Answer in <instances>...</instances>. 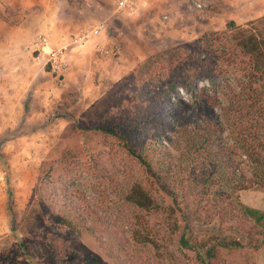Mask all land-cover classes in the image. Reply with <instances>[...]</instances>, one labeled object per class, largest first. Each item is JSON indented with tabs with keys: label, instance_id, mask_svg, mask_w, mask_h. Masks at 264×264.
<instances>
[{
	"label": "trees",
	"instance_id": "obj_1",
	"mask_svg": "<svg viewBox=\"0 0 264 264\" xmlns=\"http://www.w3.org/2000/svg\"><path fill=\"white\" fill-rule=\"evenodd\" d=\"M263 20L231 21L225 31L154 54L134 69L106 99L102 121L77 128L86 143L62 139L43 159L30 199L34 224L86 232L114 264H149L143 250L170 253L174 242L200 264H214L224 250L259 249L264 210L245 205L240 193L264 187V36L255 26ZM83 172L95 180L85 188L75 183ZM90 189L123 205L100 207L88 199ZM159 211L181 213V226L163 231L150 218ZM216 218L221 235H196L193 221ZM19 250L31 258L25 241Z\"/></svg>",
	"mask_w": 264,
	"mask_h": 264
},
{
	"label": "rangeland",
	"instance_id": "obj_2",
	"mask_svg": "<svg viewBox=\"0 0 264 264\" xmlns=\"http://www.w3.org/2000/svg\"><path fill=\"white\" fill-rule=\"evenodd\" d=\"M200 1L192 3L196 5V2ZM207 1L208 5L202 9L206 11L198 10L197 16L192 18L193 22L195 21V28H192V31L197 33V35L195 34V39L191 41L186 39L179 40L177 37L180 29L182 30L185 26L175 23V28L178 32L170 35V38L174 39V41H170L166 44L167 46L159 48L154 54L192 42L206 33L225 31L231 21L236 22L238 25H247L264 18V7L256 5L261 0L238 1L237 3L241 4L238 6H235L234 0ZM38 10L41 11V8L39 7ZM18 15H21L19 19L21 17L25 19L27 12L21 9ZM127 18L128 30L126 31V37L128 49H126V54L129 56L127 57L128 61L133 63L140 58V56L136 55L139 53L138 50L145 46V40L140 41L142 34L138 36L135 32V29L137 30L139 27L136 21L129 19V17ZM116 19L122 26L123 20L115 18L116 22ZM255 26L257 28L256 31L259 30L264 36V20L261 23H255ZM85 28L87 27L85 26L81 30ZM170 29V31L175 30L174 26ZM40 32L36 31L33 39L26 44L27 49L33 51V60L38 65L34 68L35 78L38 79L37 82L28 83L19 89L7 88L5 89L6 94L0 96V100H3L0 103V180H2L1 183H3V190L6 194L12 226L10 232L0 234V264H114L105 256L104 250L99 246L96 239L86 232L76 234L55 226L46 228L45 226L35 225L31 218L30 207H32V204L30 199L35 188L39 185L41 164L47 153L62 139H65V143L67 142L70 145H83L86 143V134L77 128H90L102 121L103 117L101 115L105 114V108L102 106L106 99L110 94L120 90L122 84L127 81L133 70L137 69L147 58L154 54L146 57L141 55L144 58L139 61L132 71L124 76L113 78L111 75L106 74V78L101 80L103 88L97 92L99 97L91 104H88L89 102H84L86 92L82 88V82L78 83L73 80L72 83L77 86V90H73L66 78L70 69L72 54L75 50H80L88 41L76 45H72V40L67 41V45H71L69 47V55L70 53L71 55H68L69 66L63 72L64 75L58 76L48 69L45 59L44 62L36 59L38 52H34L33 45L39 41L40 36L45 35ZM157 43L160 42L155 44L157 45ZM63 45L66 44L51 46L59 47ZM117 46L119 47V45ZM117 55L119 53L114 54V58L121 56V54ZM43 68L50 73L42 75ZM25 76V72H19V80H22ZM98 79H100L98 75L94 77L93 82L89 84L90 89L95 86V83L99 82ZM225 79H228V83L231 85H236L238 82L228 75ZM11 93L19 96L17 102L20 105L24 101L25 103L27 102V107L23 103L24 113H18L17 116L19 118L16 119H9V116L4 117V109L10 104L11 100H13L14 104L15 98H13L14 96ZM25 93L26 95L30 94L28 101L24 99ZM47 99L50 101L49 104ZM96 138L99 139V137ZM95 143L90 144L91 147H94ZM124 159L121 165L125 168L127 160ZM75 178V183L81 185L82 188H85L86 183L91 180L95 182L93 177L85 172L76 173ZM201 189H204V187L199 190ZM87 194L88 199L98 206L102 203L114 206L115 201L122 203V200L111 197V195H100L99 191L95 192L90 189ZM163 197L166 200V206H173L172 199L166 195H163ZM240 197L245 205L264 210V187L244 190L240 193ZM117 214L118 212L116 211L115 216ZM150 218L152 222L158 223L159 227L165 232H169L175 222L179 223V226L182 224V215L177 211L174 214H170L167 211H159ZM193 225L196 235L200 237L206 234L207 230L213 234L221 235L219 218L208 224L193 221ZM124 230L127 231L126 227ZM46 232L49 236L44 237L43 235ZM228 234L233 235L230 232L225 233V235ZM236 236L239 237V235ZM241 237L246 242L245 237ZM22 241H25L28 245L31 258L21 255L19 247ZM169 251L170 253L163 249L160 251L143 250L142 257L145 260H151L149 264H200L196 259L195 253L181 250L177 242L169 245ZM214 264H264V243L259 249L247 246L241 249H234L232 252L224 250L221 257Z\"/></svg>",
	"mask_w": 264,
	"mask_h": 264
},
{
	"label": "crops",
	"instance_id": "obj_3",
	"mask_svg": "<svg viewBox=\"0 0 264 264\" xmlns=\"http://www.w3.org/2000/svg\"><path fill=\"white\" fill-rule=\"evenodd\" d=\"M118 1L0 0V89H2L0 96L6 94L5 89L7 88L19 89L28 83L37 82L38 79L35 78L34 70L37 64L33 60V51L26 47V44L33 39L36 31H41L51 40L53 46H58L67 44V41H71L85 26H94L99 23L107 25L108 28L105 32L88 41L81 49L79 48L80 50H75L71 56L70 69L66 75L73 90H77V86L72 83L73 80L78 83L82 82V88L86 92L84 102L91 104L99 97L97 92L103 88L101 80L106 78V74L113 78L124 76L132 71L144 57L154 54L159 48H163L170 41H174L170 35L178 32L175 23L185 26L182 30L180 29L177 37L179 40L191 41L195 39L197 33L192 31V28H195V21L193 22L192 18L197 16L198 10L206 11L202 10L203 8H197L192 3L200 0H136L133 12H120L118 11ZM238 1L245 2V0H234L235 6L241 5L237 3ZM256 5L264 7V1L261 0ZM39 7L41 11H37ZM21 9L27 12L25 19L22 17L19 19L21 15H18V12ZM127 17L136 21L139 27L137 30L135 29V32L138 36L142 34L140 41L145 40V46H142L136 55L140 58L133 63L128 61L127 57L129 56L126 54V49H128ZM115 18L123 20V25L121 26L118 19L116 22ZM170 25L171 27L174 26V31H170ZM156 42L160 43L156 45ZM115 48L120 49L119 55L121 54V56L119 58H114L112 51ZM141 55L145 56L142 57ZM43 69L42 75L50 73L45 68ZM20 71L26 74L22 80H19ZM97 75L100 78L98 79L99 82L90 89L89 84ZM13 96L15 98L14 104L11 100L4 109V117L9 116V119L19 118L17 114L24 113L23 103L27 107V102L24 101L21 105L17 102L19 98L17 94ZM24 99L28 101L30 94L26 95L25 93ZM2 102L3 100H0V103ZM47 103H50L48 99ZM46 111L48 112V110ZM1 181L0 234L10 232L12 229L7 198Z\"/></svg>",
	"mask_w": 264,
	"mask_h": 264
},
{
	"label": "built area",
	"instance_id": "obj_4",
	"mask_svg": "<svg viewBox=\"0 0 264 264\" xmlns=\"http://www.w3.org/2000/svg\"><path fill=\"white\" fill-rule=\"evenodd\" d=\"M136 0H119L118 1V11H129L133 12L135 9ZM208 5V1L196 3L197 8H204ZM107 30V25L105 23H99L94 26H89L82 29L81 32L74 36L72 39V45L80 44L82 42H87L93 39L95 36L100 35L102 32ZM50 40L44 35L39 37V41L33 45L34 52H38L36 59L40 62H44L48 69L61 76L63 72L68 69L69 61V47L71 45H63L59 47H52ZM119 48H115L112 53L118 54ZM64 75V74H63Z\"/></svg>",
	"mask_w": 264,
	"mask_h": 264
}]
</instances>
